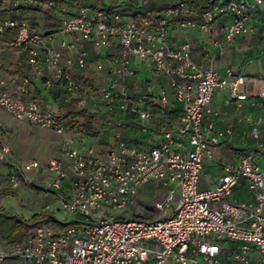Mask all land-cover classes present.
<instances>
[{
  "label": "built area",
  "instance_id": "built-area-1",
  "mask_svg": "<svg viewBox=\"0 0 264 264\" xmlns=\"http://www.w3.org/2000/svg\"><path fill=\"white\" fill-rule=\"evenodd\" d=\"M55 1L7 0L13 7L27 3L43 10L53 8ZM69 1L78 6L72 12L62 7L60 28L51 34L50 44L28 17L0 18V57L9 46L19 48L27 53L34 71L42 73L41 63H46L56 79L63 81L71 98L106 113L113 109L116 83L109 82L95 90L74 78L61 59L64 50L71 51L77 66L84 69L86 40H92L99 55L116 45L121 51L115 58L114 71L133 76V56L152 61L168 78L175 98L183 103V113L172 128L163 130L160 145L150 148L119 139L106 155H100L95 148L79 143L75 132L70 134L66 150L69 169L63 158L48 153L52 176L39 187L46 195L56 194L63 224L50 219L30 227L8 250L0 248V264L10 258L17 264H222L220 242L224 239L240 241L234 254L240 264H250L254 255L258 264H264V167L256 162L254 151L245 152L236 164H224L213 186H200L204 157L211 145L220 143L225 135L223 130L214 132L212 125L205 124V113L222 85L231 87L236 105L243 107L249 100L248 94L240 90L244 75L236 74L232 68L220 75L214 64L200 65L192 58L189 40L175 48L169 45L168 27L174 16L191 12L187 0H178L160 13L148 11L142 22L122 20L119 8L94 9L81 4L84 0ZM141 3L146 5L147 0ZM254 5L264 6V0H219L200 13V21L182 19L178 23L212 31L219 17H227L226 41L221 47L225 48L248 30ZM12 29L16 36L9 40L6 36ZM13 81L17 82L18 97L0 78L2 107L18 120L67 131L65 122L55 112L44 110L37 100L25 99L32 86L30 76H16ZM54 83V78L45 81L47 87ZM148 98L147 93L140 91L131 101L125 89L122 97L138 115L143 132L152 126ZM159 100L166 107V92L159 95ZM246 121L251 135L264 145V119L250 114ZM3 133L4 124L0 122V161L10 168L8 174L0 177V184L5 181L15 188L29 185L39 176L42 164L38 159L12 161ZM70 171L73 177L67 191L55 192L62 190ZM242 179L254 191V205L227 199ZM150 180L172 186L170 193H154V204L160 210L154 219L145 218L137 205L140 185ZM134 206L139 216H120Z\"/></svg>",
  "mask_w": 264,
  "mask_h": 264
},
{
  "label": "crops",
  "instance_id": "crops-1",
  "mask_svg": "<svg viewBox=\"0 0 264 264\" xmlns=\"http://www.w3.org/2000/svg\"><path fill=\"white\" fill-rule=\"evenodd\" d=\"M64 6L70 12L77 7L75 3L69 0H56L54 7L47 10L41 9L38 5L27 3L13 7V5L8 4L7 0H1L0 18L28 17L33 27L41 31L50 44L51 34L60 28L62 17H60L59 12ZM250 14L248 30L237 36L225 48L221 47L226 41L227 17H219L212 31H205L199 25L181 26L178 20H173L168 31L167 40L171 47H178L185 40L191 41L192 58L200 65L214 64L220 75H224L227 68H232L236 74H243L245 77L244 82L240 84V90L248 94L249 100L244 103L243 107L240 108L236 105L231 87L222 85L215 91L209 109L205 113V124L212 125L214 132L223 130L225 135L220 143L211 145L209 152L204 157L203 168L200 173V186L202 188L213 186L222 173L223 165L238 163L241 156L249 150L254 151L258 165L264 167V145L259 139H255L251 135L250 125L246 121V117L250 114L264 119V94H262L264 93V6L254 5ZM122 15L121 19L124 21L142 22L147 18L137 14L131 8L126 9ZM11 31L13 29L6 36L9 40L15 39L16 36V34L12 35ZM120 51L121 49L114 45L103 55L98 54V63L96 65L94 63L92 70L89 71L87 68H79L76 64L75 55L68 50H64L61 63L74 78L87 84L99 80L101 75L108 70L110 77L108 83H116L113 104L120 101L118 93L122 99L124 89L131 101L140 91L147 93L149 107L152 111V126L147 132L141 131L139 117L132 110H128V107H131L128 103L127 111L123 112L119 119L115 117L118 113L114 114V111L100 113L107 118V121L101 123L102 131L97 136L86 135L68 127L67 131L58 132L52 127L41 126L29 120H18L0 105V122L4 124L3 140L9 146L11 160L19 163L18 161L38 159L42 164L39 176L33 179L31 185L41 184L44 180L51 178L52 174L48 171V153L63 158L66 168L69 169L70 162L66 156L67 140L68 136L74 132L77 141L83 146L93 147L98 154L106 155L111 146L119 139L140 147L158 146L162 141L163 130L172 128L178 122L183 113V103L175 98L169 86L168 78L154 67L152 61H143L135 56L132 57V65L136 69L135 75L123 76L118 74L114 68L116 67L115 58L120 54ZM41 67L44 68L43 72L37 73L28 59H23L22 51L19 48L9 46L0 57V78L6 80L9 90L18 97L15 88L17 82L13 81V78L30 76L32 86L25 99L37 100L44 110L57 112L60 104L68 101L70 96L63 87V81L56 79L53 69L44 62L41 63ZM48 78L55 80L52 87H47L45 84ZM162 92L167 94L166 107H162L160 104L159 95ZM249 101H256L258 104L251 106ZM93 111L95 110L93 109ZM262 133L264 134V128ZM179 139L183 140L184 138ZM72 177L73 173L70 171L69 178L64 181L62 190L57 191H67ZM25 186L21 187L25 188ZM53 194L56 196L55 193ZM227 199L247 206L257 202L254 191L245 184L243 179ZM135 207L137 209V206ZM126 213H131V210L121 213L120 216L123 217ZM149 216H145V218L154 219V217ZM57 218L59 217L57 216ZM220 245L222 264H240L234 259V254L240 248V241L224 239ZM253 263L258 264V258L255 255L250 264Z\"/></svg>",
  "mask_w": 264,
  "mask_h": 264
},
{
  "label": "rangeland",
  "instance_id": "rangeland-1",
  "mask_svg": "<svg viewBox=\"0 0 264 264\" xmlns=\"http://www.w3.org/2000/svg\"><path fill=\"white\" fill-rule=\"evenodd\" d=\"M75 37L78 38V35ZM84 47L87 53V65L85 68H87L89 71L92 70L94 63L95 65L98 63V53L95 49V46L93 45L92 40H86ZM106 71L101 75L99 80L92 81L88 85L95 90L106 85L110 78L108 70ZM118 96L120 101H117L114 104V109L111 110L115 112L114 114L118 113V115L115 116L117 119L122 116L123 112L127 111V103L121 99V95L119 93ZM94 112L96 113L100 124L107 121V118L104 115H101L96 110ZM18 162L20 163L21 161ZM9 169V166L0 162V177L8 174ZM41 184H36L35 186L29 184L26 185L25 188H15L4 181L2 184H0V209L18 213L25 218H30L36 213L51 211L56 217L58 216L61 218L59 201L57 197L54 196L53 193H51L50 196H46V194L39 189ZM157 191L170 193L172 191V186H166L161 180H150L140 185L137 191V205L144 211V216L146 217L150 215L149 217L156 218L160 215V210L155 206L153 201V195ZM130 210L131 213H126L123 215V217L132 218L139 216L135 206ZM11 222L12 220L6 219L0 215V248L2 249L8 250L13 243L7 241L4 235V232L7 231L8 226L11 225ZM3 264H17V262L13 259H10Z\"/></svg>",
  "mask_w": 264,
  "mask_h": 264
},
{
  "label": "trees",
  "instance_id": "trees-1",
  "mask_svg": "<svg viewBox=\"0 0 264 264\" xmlns=\"http://www.w3.org/2000/svg\"><path fill=\"white\" fill-rule=\"evenodd\" d=\"M177 1L178 0H147V4L143 5L141 0H84L81 4L84 3L90 5L94 9L119 8L122 13L126 11V9L131 8L137 14L146 17L148 11L160 13L174 5ZM217 1L219 0H187L191 12L176 15L173 20H200V13L210 8ZM76 6H78V4ZM169 29L170 25L168 27V30ZM11 32L12 35L16 34V30L14 29ZM22 56L24 60L28 59L27 53L22 52ZM128 110L131 111V107H128ZM55 114L59 119H62L65 122L66 127L75 129L83 134L97 136L102 131L100 121L93 109L79 104L71 97L68 101L60 104L59 109ZM173 118H175V115H173ZM56 192L58 191L56 190ZM0 215L6 219L12 220L11 225H9L7 231H5L6 233L4 232L5 239L11 243L24 235L30 227L41 224L50 219L56 224H63L51 211L36 213L30 218H25L18 213L0 209Z\"/></svg>",
  "mask_w": 264,
  "mask_h": 264
}]
</instances>
